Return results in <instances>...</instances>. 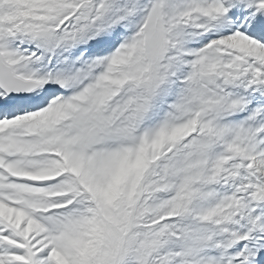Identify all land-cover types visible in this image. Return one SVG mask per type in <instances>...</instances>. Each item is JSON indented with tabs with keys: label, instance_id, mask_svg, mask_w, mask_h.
<instances>
[{
	"label": "snow or ice",
	"instance_id": "obj_1",
	"mask_svg": "<svg viewBox=\"0 0 264 264\" xmlns=\"http://www.w3.org/2000/svg\"><path fill=\"white\" fill-rule=\"evenodd\" d=\"M0 264H264V0H0Z\"/></svg>",
	"mask_w": 264,
	"mask_h": 264
}]
</instances>
